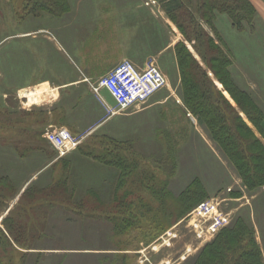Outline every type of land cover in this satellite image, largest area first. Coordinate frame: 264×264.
Listing matches in <instances>:
<instances>
[{
  "label": "rangeland",
  "instance_id": "374dc122",
  "mask_svg": "<svg viewBox=\"0 0 264 264\" xmlns=\"http://www.w3.org/2000/svg\"><path fill=\"white\" fill-rule=\"evenodd\" d=\"M89 1L91 13L97 10L96 16H111L91 34H74V54L80 47L90 52L89 82L112 69L117 62L105 69L101 66L122 53L121 60L129 59L139 67L152 61L165 75L167 85L146 102L113 116H108L91 87L88 97L85 91L84 95L81 90L75 92L66 107H56L50 115H43L46 130L64 127L80 139L78 147L63 157H58L43 138L44 126L42 137L33 136L34 144L10 141L16 135L0 133V264H196L204 246L214 237L200 242L187 219L198 202L211 198L221 201L222 209L231 214L232 223L241 216L251 225L264 263V187L248 190L205 125L186 109L175 45L184 43L199 61L200 58L165 11L163 3L167 0ZM247 1L254 8L253 19L251 24L243 21L241 30L226 12H215V30L203 20L200 22L229 54L233 81L251 96L264 115V0ZM169 23L180 34H171ZM145 24L148 28L152 24L153 34H145ZM136 26L137 31L126 34L125 27L132 30ZM149 43H153L154 54L144 58L151 52ZM209 75L264 143V137L211 71ZM100 95L115 109L106 90H101ZM161 98L164 103L134 113L151 100ZM114 140L120 144H114ZM113 146L127 155H138V161L148 165L159 180L154 187L164 188V200L156 198L149 189L130 193L125 188L133 191L132 183L116 187L117 170L94 157ZM167 150L172 161L160 163L159 158ZM195 179L206 196L180 216L177 200ZM234 191L240 195H233ZM122 195L133 204L130 216L120 214L121 208L115 207ZM67 198H72V202ZM171 207L172 213L168 215ZM40 209L44 219L39 217ZM125 217L130 223L123 225ZM50 241L62 244L58 249H89L98 253L75 252L65 258L63 253H44L42 250L49 249L44 245H50Z\"/></svg>",
  "mask_w": 264,
  "mask_h": 264
},
{
  "label": "trees",
  "instance_id": "16d2710c",
  "mask_svg": "<svg viewBox=\"0 0 264 264\" xmlns=\"http://www.w3.org/2000/svg\"><path fill=\"white\" fill-rule=\"evenodd\" d=\"M61 1L35 0L43 8L54 12L62 9ZM187 2L167 0L163 3L167 14L187 41L191 42L200 58L199 61L184 43L179 42L175 45L183 102L189 113L195 116L199 123L205 125L211 139L234 165L245 187L248 190L259 186L264 187V143L243 120L229 99L217 88L209 71L264 137L263 112L251 96L233 81L229 72L232 62L229 54L219 46L200 22V19L203 20L215 30L212 25L215 12H226L234 26L241 30L243 21L252 23L254 8L247 0H187ZM114 144L120 143L115 141ZM94 157L117 170V188H123L128 183H132L133 191L130 187L125 188L130 193L138 194L141 188L149 189L156 198L164 200L163 186L154 187L158 178L147 164L138 161L140 159L138 155H127L120 151L118 146H113V149L106 148ZM159 159L160 163L167 160L168 164L172 161V155L167 150L166 154ZM164 164L165 162L162 166ZM170 164L173 168L174 162ZM199 184V181L195 179L185 188L183 197L177 200V207L181 209L178 215L182 216L196 200L200 201L203 196H206ZM233 195L238 196L240 192L234 191ZM71 199L67 198L72 202ZM124 199L125 195L120 196L115 207L121 208L120 214L130 216L133 204ZM95 206L99 205L95 204ZM170 213H172V207L168 215H171ZM127 223H130L129 218H122L121 224ZM199 259L196 264H264L260 247L254 238V230L241 216L220 229L213 240L204 246Z\"/></svg>",
  "mask_w": 264,
  "mask_h": 264
},
{
  "label": "crops",
  "instance_id": "0c3cea01",
  "mask_svg": "<svg viewBox=\"0 0 264 264\" xmlns=\"http://www.w3.org/2000/svg\"><path fill=\"white\" fill-rule=\"evenodd\" d=\"M60 8L54 12L43 8L35 0H0V133L16 135L10 141L34 144L36 138L33 136L42 137V128L47 129L43 122L46 120L43 116L45 113L48 116L56 107H66L79 90L82 93L85 91L86 97L89 95L90 52L80 47L75 55L73 37L74 34H91L111 16L105 13L96 16L97 10L91 13L89 0H62ZM169 25L171 34H180L173 24ZM124 29L126 34L138 30L137 26L132 30L128 27ZM144 32L153 34L152 24L149 28L145 24ZM148 48L151 52L146 53L144 58L154 54L153 43H149ZM165 49L160 51L161 54ZM121 58L122 53H119L117 59L108 60L107 64L101 66L102 69L116 62L118 64ZM225 95L228 96L226 92ZM164 102V98L153 99L145 108L134 113ZM43 214L40 209L38 215L41 219L46 217ZM55 243H46L44 246L49 249L42 251L63 253L64 258L75 252L98 253L89 249H73L74 252L71 249H58L62 244Z\"/></svg>",
  "mask_w": 264,
  "mask_h": 264
},
{
  "label": "built area",
  "instance_id": "2783aa9c",
  "mask_svg": "<svg viewBox=\"0 0 264 264\" xmlns=\"http://www.w3.org/2000/svg\"><path fill=\"white\" fill-rule=\"evenodd\" d=\"M165 85H167L165 75L152 61L138 67L129 59L121 60L105 75L90 83L92 92L100 98L108 116L146 102ZM103 89L112 98L115 109L101 98L100 92ZM44 138L56 150L58 157L67 155L80 144V139L64 127L46 130ZM231 221V214L222 209L218 198L198 202L187 219L190 230L200 242H206L214 237Z\"/></svg>",
  "mask_w": 264,
  "mask_h": 264
},
{
  "label": "bare ground",
  "instance_id": "6f19581e",
  "mask_svg": "<svg viewBox=\"0 0 264 264\" xmlns=\"http://www.w3.org/2000/svg\"><path fill=\"white\" fill-rule=\"evenodd\" d=\"M220 85V84H219ZM221 86V85H220Z\"/></svg>",
  "mask_w": 264,
  "mask_h": 264
}]
</instances>
